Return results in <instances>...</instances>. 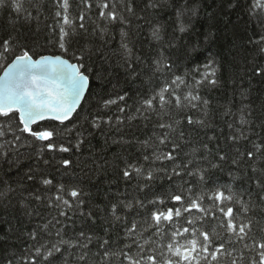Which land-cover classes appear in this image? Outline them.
<instances>
[{"label":"snow or ice","instance_id":"1","mask_svg":"<svg viewBox=\"0 0 264 264\" xmlns=\"http://www.w3.org/2000/svg\"><path fill=\"white\" fill-rule=\"evenodd\" d=\"M76 7L73 15L72 0H0L11 20L0 39V170L20 177L0 179V264H264V102L257 109L252 98L264 64L243 58L245 74H233L232 97L217 112L202 93L225 84V58L200 59L233 12L252 25L248 42L264 58V0H79ZM45 13L52 21L45 43L74 62L32 53L41 35L32 23ZM201 15L205 31L197 28ZM93 80L112 85V94L83 124H69ZM217 115L227 150L214 131ZM201 131L204 138H191ZM97 134L103 146L88 159L47 155L83 154ZM112 146L121 149L119 167L104 155ZM22 160L34 165L19 169ZM110 167L108 185L126 188L100 209L82 177ZM225 171L236 188L217 182ZM14 239L26 247L13 250Z\"/></svg>","mask_w":264,"mask_h":264},{"label":"trees","instance_id":"2","mask_svg":"<svg viewBox=\"0 0 264 264\" xmlns=\"http://www.w3.org/2000/svg\"><path fill=\"white\" fill-rule=\"evenodd\" d=\"M79 0H72V14L75 15L78 11L77 4ZM164 19H167V14H163ZM246 17L243 16L240 12H233L230 17H223L222 22L219 23V39L218 41L212 45L209 49H206L200 56V59L203 60L205 56H212L217 55V58L220 59V57H224L225 59L222 61L223 63V72H222V79L225 81V84L212 91L205 90L203 91V95L210 99V102L212 104L214 111H220L221 105L224 103L226 98L232 97V91L230 85L232 84V76L234 73L238 72L240 75L245 74L246 65L244 63V57L247 56L249 58V62H252V58H256V62L264 64V58L260 57L257 53L252 51V45L249 44L248 38L253 35V27L252 25L245 24ZM224 21H228L227 26H225ZM51 17L45 13L44 16L41 17V21L39 25L37 26L35 22L32 23V28L35 29L38 27L40 29L41 35L39 44L32 46L31 51L32 53L42 54V55H62L60 50L55 47L53 44H46L44 37L48 34V30L45 28V25L47 23H50ZM208 21L206 16L201 15L200 22L197 24V28L201 31H205L207 29ZM11 31V20L10 18H6L5 13L0 12V39H2L7 32ZM26 35L28 33H25ZM235 56L236 63L239 65L238 68L233 67V58ZM34 58H39L38 55L34 56ZM65 59H69L70 62H74L71 59V52L67 56H63ZM2 63V61H0ZM2 69H0V74L2 73ZM257 82L252 84V87L254 91L252 92V98L257 99L256 108L259 109L260 103L264 102V83L259 82V78H256ZM113 84L116 83V80L113 79ZM247 83V79L245 80V84ZM126 87L124 85L123 80L120 81V87L117 89L118 91H122ZM91 95H86V100L82 102V108L78 109L77 113L72 117V120L69 121V124H72L73 122H78L79 124L84 123V117L88 114L90 110L95 111V105L98 103L100 97H107L108 95L112 94V85L110 84H98L95 80L92 81L91 84ZM131 103V101H130ZM115 109H113L114 111ZM215 124L216 127L214 129L215 134L220 138L221 146L224 147L226 150L228 148V145L224 142V136L227 135L228 129L226 124L224 123V120H222L218 115L215 118ZM48 126V127H54V123L45 122L44 125H41V127ZM132 131L136 132V135L138 137L143 138L144 135V129H141L139 131L136 130L134 127ZM213 131H208V135H212ZM110 135H116V133H110ZM191 138L193 139H201L204 138V132L201 131L200 135L197 136L196 132L192 133ZM90 144L86 143L82 146L83 148V154L80 152H76L75 149H73L69 153H59V152H53L48 153V157H66L72 159L74 162H79L84 159L89 158L90 152L99 153L100 148L103 146L104 143V136L102 135H95L94 137H90ZM66 143V140H65ZM67 146V143H66ZM234 151V149H233ZM121 154V149L112 146L106 149L104 152L105 157L110 162V165L112 167H119L120 161L116 159L117 155ZM122 158H125L122 155ZM29 165H34L33 161L28 160H22L20 164L18 165L19 169L26 170V168ZM41 167H43L41 165ZM4 170H0V179H5L14 181L19 179L20 177L14 175L13 173L16 171V169L12 170V173L9 175H5ZM74 173L76 176H82V173L80 172L79 168L74 169ZM236 175H239V173H235ZM21 175H23V171H21ZM112 175V168H109V173L105 176H98L93 177L91 180H89L88 177L83 176V187L91 193L90 199L92 201H96L95 207H98L100 209H103L104 205L107 203V196L108 195H119L121 192L125 191L126 185L123 183L116 184L115 181H113L112 186L110 187L107 183V178ZM59 178V176L57 177ZM217 182L218 183H233L228 175L227 172L223 173H217ZM167 181H164V185H167ZM238 183V182H237ZM237 183H233V187H237ZM161 185H157L154 190H159ZM106 189H110L105 192ZM130 191V189H129ZM87 199V198H86ZM261 215H264V213H261ZM13 223H16V221H13ZM23 227L27 228L30 227V225L25 222ZM0 228L6 230V226L0 225ZM3 233L0 232V235ZM14 245L13 250H23L26 247L27 242L24 239H14L12 241Z\"/></svg>","mask_w":264,"mask_h":264},{"label":"water","instance_id":"3","mask_svg":"<svg viewBox=\"0 0 264 264\" xmlns=\"http://www.w3.org/2000/svg\"><path fill=\"white\" fill-rule=\"evenodd\" d=\"M0 75H2V73L0 74ZM75 115V113L73 114V116Z\"/></svg>","mask_w":264,"mask_h":264}]
</instances>
